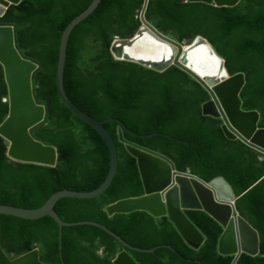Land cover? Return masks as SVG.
I'll return each mask as SVG.
<instances>
[{
    "label": "trees",
    "instance_id": "obj_1",
    "mask_svg": "<svg viewBox=\"0 0 264 264\" xmlns=\"http://www.w3.org/2000/svg\"><path fill=\"white\" fill-rule=\"evenodd\" d=\"M92 0H21L7 8L0 25L14 28L15 46L22 57L36 62L32 89L44 105L43 122L32 136L55 147L54 166L10 160L0 137V204L25 209L41 207L60 190L91 191L105 179L110 153L103 137L78 119L61 102L56 68L61 32ZM143 0H101L95 10L71 31L63 84L70 100L96 120L113 118L124 140L170 158L181 172L189 170L206 182L224 178L237 197L239 214L260 237L257 256L242 254L238 264H264V155L241 140H231L222 121L202 113L209 101L206 88L176 66L156 72L139 64L115 60L110 46L131 37L141 25ZM144 18L162 34L183 43L198 36L208 40L225 60L228 72L245 73L243 108L257 110L264 128V0H241L234 7H216L185 0H148ZM8 112L7 89L0 65V123ZM118 154L110 186L92 199H59L54 211L64 222L90 220L108 227L127 243L154 253L126 248L97 227H62L49 216L25 220L0 214V247L17 257L39 250L44 264H114L124 249L138 264H232L218 243L223 227L203 210L185 213L205 241L189 246L167 217L145 211L108 216L105 208L119 200L144 195L137 160L120 142V124L107 122ZM155 134V135H153Z\"/></svg>",
    "mask_w": 264,
    "mask_h": 264
},
{
    "label": "water",
    "instance_id": "obj_2",
    "mask_svg": "<svg viewBox=\"0 0 264 264\" xmlns=\"http://www.w3.org/2000/svg\"><path fill=\"white\" fill-rule=\"evenodd\" d=\"M21 0H0V17L11 5ZM101 0H92L88 7L73 18L62 30L58 62L56 68V87L59 99L78 119L95 129L104 139L110 153L109 170L104 181L91 191L60 190L53 193L46 202L36 209H25L0 204V214L14 216L25 220H35L45 216L52 218L58 226V249L61 251L62 227L90 225L106 231L126 248L154 253L159 247L141 249L132 246L119 235L104 225L90 221L64 222L54 211L59 199H92L101 195L111 184L117 170L118 154L112 136L104 127L107 122L120 124L117 130L119 140L126 151L136 158L140 171L144 195L130 197L109 204L105 211L108 216L145 211L156 218L167 217L174 224L186 243L199 249L204 235L196 228L186 215V210H203L214 218L224 229L218 243L221 255H233L232 264H238L242 254L257 256L260 253L258 231L243 218L237 208V197L233 188L222 177L206 182L189 170H177L175 163L167 156L124 140L122 129L129 131L119 120L109 118L96 120L80 110L68 97L63 84L64 66L68 38L76 25L87 18ZM202 2L216 7H234L241 0H185ZM148 0H143L139 13L141 25L129 38L115 39L110 46V53L115 60L139 64L156 72H164L176 66L202 84L210 99L202 105V113L222 121V129L228 139L241 140L247 146L264 155V128L260 127L261 115L257 110H245L241 92L246 84L245 73L231 75L225 60L219 56L208 40L202 36L182 44L156 30L145 18ZM200 44L206 45L205 52L197 61H187V54ZM210 56L219 60V68L206 61ZM0 65L3 70L7 89L8 112L0 123V137L7 146L6 155L10 160L21 163H33L54 166L57 162L55 147L36 140L31 129L43 122L44 105L36 102L32 89V75L37 70L36 62L22 57L15 46L14 28L0 25ZM155 135V134H153ZM114 264H138L128 251L120 249ZM0 264H44L39 259V250L34 248L17 257L7 255L0 247Z\"/></svg>",
    "mask_w": 264,
    "mask_h": 264
},
{
    "label": "bare ground",
    "instance_id": "obj_3",
    "mask_svg": "<svg viewBox=\"0 0 264 264\" xmlns=\"http://www.w3.org/2000/svg\"><path fill=\"white\" fill-rule=\"evenodd\" d=\"M205 50H206V45L205 44H200L194 50L189 51V53L187 54V61H189V62L197 61V57L202 55L205 52ZM206 61L215 64L217 69L219 68V60H217L213 56H210V58L206 59Z\"/></svg>",
    "mask_w": 264,
    "mask_h": 264
}]
</instances>
